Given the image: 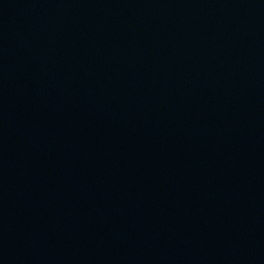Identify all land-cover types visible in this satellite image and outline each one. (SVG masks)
Wrapping results in <instances>:
<instances>
[{"label":"water","instance_id":"95a60500","mask_svg":"<svg viewBox=\"0 0 264 264\" xmlns=\"http://www.w3.org/2000/svg\"><path fill=\"white\" fill-rule=\"evenodd\" d=\"M0 264H264V0H0Z\"/></svg>","mask_w":264,"mask_h":264}]
</instances>
